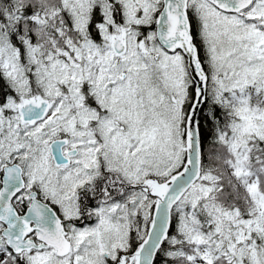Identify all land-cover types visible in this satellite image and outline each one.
Masks as SVG:
<instances>
[{
	"label": "snow or ice",
	"instance_id": "6c2138e0",
	"mask_svg": "<svg viewBox=\"0 0 264 264\" xmlns=\"http://www.w3.org/2000/svg\"><path fill=\"white\" fill-rule=\"evenodd\" d=\"M0 264H264V0H0Z\"/></svg>",
	"mask_w": 264,
	"mask_h": 264
}]
</instances>
